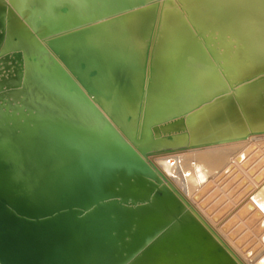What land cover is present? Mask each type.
Returning <instances> with one entry per match:
<instances>
[{"label":"bare ground","instance_id":"obj_1","mask_svg":"<svg viewBox=\"0 0 264 264\" xmlns=\"http://www.w3.org/2000/svg\"><path fill=\"white\" fill-rule=\"evenodd\" d=\"M82 57L118 76L117 107ZM75 122L135 149L152 124L147 160L228 252L213 264H263L264 156L243 157L264 153V0H0V128L39 158L72 150Z\"/></svg>","mask_w":264,"mask_h":264},{"label":"water","instance_id":"obj_2","mask_svg":"<svg viewBox=\"0 0 264 264\" xmlns=\"http://www.w3.org/2000/svg\"><path fill=\"white\" fill-rule=\"evenodd\" d=\"M71 68L100 103L106 90L108 102L117 107L118 76L110 78L83 57ZM30 114L57 117L34 108ZM3 124L0 264H213L227 258L147 160L158 148L149 132L152 124L135 149L122 138L108 142V133L98 127L91 134L89 125L75 122L73 149H48L39 158L25 135Z\"/></svg>","mask_w":264,"mask_h":264},{"label":"rangeland","instance_id":"obj_3","mask_svg":"<svg viewBox=\"0 0 264 264\" xmlns=\"http://www.w3.org/2000/svg\"><path fill=\"white\" fill-rule=\"evenodd\" d=\"M261 151V150H260ZM247 153V152H246ZM253 152H250L251 155H246L245 157H243L245 159L246 162H250L251 160H254L257 157H263L264 153H262L261 151V155L256 154V155H252ZM258 159V158H257ZM252 162V161H251ZM257 247H261L260 250H257V252H255V250L252 251V258L254 261H258L259 259H261V262L264 264V244H262V246L257 245Z\"/></svg>","mask_w":264,"mask_h":264}]
</instances>
